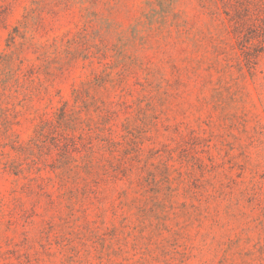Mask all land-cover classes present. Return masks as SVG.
Returning <instances> with one entry per match:
<instances>
[{
  "label": "rangeland",
  "instance_id": "1",
  "mask_svg": "<svg viewBox=\"0 0 264 264\" xmlns=\"http://www.w3.org/2000/svg\"><path fill=\"white\" fill-rule=\"evenodd\" d=\"M0 264H264V0H0Z\"/></svg>",
  "mask_w": 264,
  "mask_h": 264
}]
</instances>
